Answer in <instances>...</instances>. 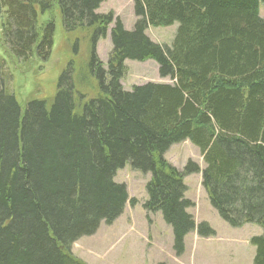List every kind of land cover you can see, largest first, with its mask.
Returning <instances> with one entry per match:
<instances>
[{
    "label": "trees",
    "instance_id": "1",
    "mask_svg": "<svg viewBox=\"0 0 264 264\" xmlns=\"http://www.w3.org/2000/svg\"><path fill=\"white\" fill-rule=\"evenodd\" d=\"M103 1L0 0V264H86L69 249L123 212L126 189L113 177L126 163L150 174L142 207L170 227L175 256L192 230L213 235L187 212L193 203L183 176L199 166L188 161L179 171L163 157L184 140L199 149L202 186L219 217L264 230V0H133L131 30L96 13ZM56 10L64 32L89 31L87 69L97 92L78 112L71 60L49 103L20 106L4 89L6 64L50 55ZM175 21L170 46L144 33ZM112 22L104 69L96 42ZM129 59H153L173 83L123 90ZM250 243L253 264H264V234Z\"/></svg>",
    "mask_w": 264,
    "mask_h": 264
},
{
    "label": "rangeland",
    "instance_id": "2",
    "mask_svg": "<svg viewBox=\"0 0 264 264\" xmlns=\"http://www.w3.org/2000/svg\"><path fill=\"white\" fill-rule=\"evenodd\" d=\"M133 3V0H104L96 13L112 14L124 29L131 30L137 21ZM259 11L260 17L264 18L263 4L259 5ZM113 25L114 22L109 24L106 35L96 42V55L104 69L107 68L112 50L110 29ZM177 27L176 21L167 26L150 25L144 33L152 42L170 46ZM75 43L76 52L73 53L72 46ZM88 52L89 31L84 28L64 32L60 14L56 10L50 55L45 61L35 59L32 63L22 65L6 64L4 89L13 93L20 106L29 99L46 100L49 103L56 93L61 70L71 60L76 91L75 111L78 112L82 103L97 92L94 75L90 76L87 69ZM3 55L0 44V56ZM124 65L126 69L119 82L125 91L146 83H173L169 77L159 75L153 59H129L124 61ZM163 157L179 171L188 161L199 166V172L183 176L187 188L185 197L193 203L187 212L196 224L207 223L214 234L200 237L192 230L184 238L183 253L175 256L170 227L159 212L149 213L142 207L147 199L145 186L150 174L137 171L126 163L113 177L114 182L123 184L126 189L127 201L123 212L109 225L101 222L92 236L75 241L69 249L72 256L86 264H253L255 247L250 239L263 235L264 230L254 223L232 227L219 217L202 186L201 170L204 164L199 149L189 140H184L169 146Z\"/></svg>",
    "mask_w": 264,
    "mask_h": 264
}]
</instances>
